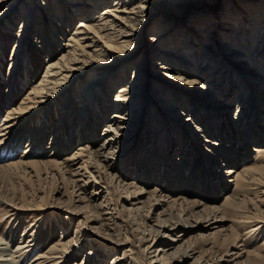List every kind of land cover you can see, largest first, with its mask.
<instances>
[{
	"label": "rangeland",
	"instance_id": "obj_1",
	"mask_svg": "<svg viewBox=\"0 0 264 264\" xmlns=\"http://www.w3.org/2000/svg\"><path fill=\"white\" fill-rule=\"evenodd\" d=\"M74 1L0 3V263L264 264V118L248 127L264 88L218 46L233 38L224 28L240 22L236 57L251 59L249 21H264V0ZM106 7L124 12L113 11L118 18L98 35V51L86 50L91 62L71 73L55 104L7 128L10 111H27L22 102L67 53L78 20L94 23ZM160 29L169 34L154 51ZM180 43L189 44L192 65L172 53ZM204 44L212 70L201 66ZM262 49L250 65L256 74ZM183 74L207 90L180 84ZM137 76L139 91L121 110L129 120H112L118 89ZM95 78L101 87L90 96ZM236 175L241 183L228 182Z\"/></svg>",
	"mask_w": 264,
	"mask_h": 264
},
{
	"label": "bare ground",
	"instance_id": "obj_2",
	"mask_svg": "<svg viewBox=\"0 0 264 264\" xmlns=\"http://www.w3.org/2000/svg\"><path fill=\"white\" fill-rule=\"evenodd\" d=\"M5 1L6 0H0V3L5 2ZM80 5H81L80 1L76 0V1L73 2L72 6L73 7H80ZM113 11H118V12H121V13L124 12V10H122L121 8L118 9V10L116 8H112V10H108V7H106V8H103L102 11H101L102 12L101 15H103V17H98L96 19V22H94V23L89 22L88 24L87 23L83 24L80 20H78V22L76 23V26H77L76 30H74V34L76 36L74 38L72 37L71 39H69L71 42L66 44L65 49H66L67 53L62 55V57H61V59L59 61H52V62L49 63L48 69L46 71V74H44V76H43L44 78L41 80V83L38 86H35V88H33V91L32 92L30 91V93L28 94L27 98H25L26 101L22 102V104H25V105L28 104V106L26 107L27 111L26 112L21 111L22 106L19 107L18 110L10 111V113L12 115H10L11 117L9 118V120L7 119L8 120V122H7L8 123V127L7 128L14 127L17 124H19L26 113L33 112L35 110V108L37 109V107L39 108V107H41L43 105H46V104H55L54 99L57 96L58 97L62 96L63 92H65L64 90L67 89V83H68L69 79L73 77L71 73L73 71L79 69L81 66L86 65V63L88 64V62H91L90 60L88 61L86 59L87 51L88 52H90V51H94V52L96 51L97 52L98 51V49H97L98 44L97 43L100 40L98 35L103 30H106V29L110 28L111 26H113V24H112V23H114L113 21L118 18L116 15H114ZM59 14H61V13L59 12ZM262 15H263V13H262ZM128 17H126L127 18L126 20H124L125 19L124 18V19H122V20H120L118 22L119 23H127L129 21ZM258 17H257V20H253V21L250 20L249 21V25L250 26H251V23L253 24L250 27V29H248V34H251L250 35V40L248 39V41H250V44H251V46H250V49H251V52H250L251 55L250 56L252 57L251 59L246 57L247 59L245 61V60H242L241 58H237L236 57V56H241V51H239L237 48H235V41H236L235 35L239 33V32H236V30H239L241 28V26H239L240 22L239 23L235 22V25H233V26H235V29L232 28L231 26H229L230 27V30H229L228 25L226 26V29L224 28V30H227V31H229L231 33H234L233 38H231L230 41H228L227 39H229V37H226L227 39L226 40L225 39L221 40V42H220V44L218 46H219V49H221V51L225 53L226 56L230 57V61L231 62H234L236 65H240L241 67L242 66L244 67L243 68L244 71L249 75L248 79L251 80V81H254V85H257V87H259V85H260V88L263 89L264 88V85H263L264 75L261 74V73H264V69L261 70L259 74H256V72L250 67V65L252 64L251 63L252 60L254 58L258 59L257 57H259L256 54L258 52V50H260V48L264 49V40H263L264 39V21L258 20ZM58 18H61L60 15H59ZM228 22H230V21H228ZM165 32H166L165 29H160L159 30V33L157 34L158 38H156L153 41L152 50L159 51V49L161 48V44L164 41L163 40L164 36L166 38V36L169 34V33H167L165 35ZM90 35H92V36L90 37ZM209 35H210V33H208V34L203 33V35L201 37H202V39H205ZM94 37H96V38H94ZM209 38L212 39L211 36H209L208 39ZM190 41H192V39H190ZM244 41H245V39H244ZM203 42L206 44L205 41H203ZM246 42H247V38H246ZM205 44L202 45V47L200 48L201 55H203L202 61H203V64H204V65L202 64L201 66H203L202 69L204 68L203 70H205L207 65H209L208 68L212 70L213 66H211V61H213V60L210 59V55H208L206 53V51L203 49V48H206ZM102 45L104 46L103 42H102ZM188 45L189 44L185 45L183 43H180V44H177L174 47L171 46L170 48H174V49H172L174 51L172 53L173 54L176 53L174 56L178 60H181L182 63L184 61L186 64L192 65L193 64V57H191L190 54H188V52H185L187 50L185 49L184 46H188ZM240 46H241V44H240ZM211 49H212V47H209L208 51L210 52ZM217 52H219V50ZM84 59L86 60L85 62L83 61ZM78 65H81V66H78ZM160 68H163V69H166V70H172L169 67H166L165 65L160 66ZM177 69H179V68H177ZM214 73L217 74V72H214ZM251 74L256 75V77L251 76ZM187 77L188 76L183 74L181 76H178L176 78V80L180 84H183L184 86H194L195 88H198V89H201V90H204V91L207 90L205 88L206 87L205 82L203 80H201L200 78L197 77L196 80L195 79L189 80ZM235 79H238V78H235ZM133 80L130 82V84H132V85L126 84V85L121 86L118 89V92L116 94V100H115V103H114V106H113L115 108V111L112 110L113 111V114L111 116V117H113L112 120L117 119V118L121 119V120H124V121L125 120H127V121L129 120V119L121 116V110L123 108L127 107V104H124L125 100H129V101H131V103H133L132 97H129V96L131 95V93L133 91H135L137 89V87H139V80H140L139 76H137L136 78L134 77ZM251 81H249V82L251 83ZM257 81H259V83ZM89 84H90L89 86L92 87L91 88L92 90L90 92V94H91L90 96H94V94H92V91H94L96 88H98V90H99V88L101 87L100 79L99 78L92 79V80H90ZM231 89L228 88V90L224 93V95L228 96V94L231 93ZM85 90H88V88H85L83 90V93H84ZM258 90L261 92V90L259 88H258ZM138 91H139V89H137V92ZM83 93H82V95H83ZM244 93H245V91L241 92V95L244 94ZM158 94H162V93L159 91ZM83 96H89V94L83 95ZM262 97H263V95H262ZM52 98H54V99H52ZM90 99H89V101H90ZM251 99H253V98H251ZM237 100L238 99H236V101ZM256 100H257L258 105L256 107L254 106V108L251 111V117L252 116H254V117H253L252 121L248 122V127H251V126H253L255 124L254 120H255L256 117H257L256 118L257 120H258V118L259 119L264 118V105L261 103V96L260 95H258V97L256 96ZM215 101H217L219 103L221 102V101H219V99L217 97L215 98ZM240 101H241V99H239L238 102H240ZM169 102L163 101V105L165 107H167L169 105L168 104ZM234 103H235V101H234ZM87 105H88V103H87ZM87 105H83L84 108ZM234 105L237 106V110H236V113H235V115H237L236 116V120H241V116L243 115V112L239 111V105L240 104H237V102H236ZM242 105H245V102ZM170 107H171L170 108L171 111L176 112L175 110H177V109H175V107H172V106H170ZM229 107L232 108V106H229ZM162 108H163V106H162ZM226 114H228V113H226ZM28 122H29L28 119L27 120L25 119L21 123L19 128L23 127V129H26L27 126H28ZM116 122H118V121H116ZM262 124H263V126H262V129H263L264 128V121L262 122ZM121 128H123V127H121ZM14 129H15V127H14ZM199 131H201L200 128L198 129V132ZM110 132H111V130H110ZM201 132H203V131H201ZM14 133H15V130H12L10 132V137H12ZM0 136H2V134ZM263 138H264V134H263ZM252 139H253V137H252ZM260 139H262V138H260ZM244 140L242 138H240L238 144L240 146L245 144ZM260 141H262V140H260ZM212 144H214L215 147H225V148H229L230 147L229 145L219 144L217 142L212 143ZM245 147H246V144L244 145L243 148H245ZM209 152H211V151H209ZM245 152H247V151H245ZM212 154H213V156H212L213 158L211 159L212 161L220 162L222 160V157L217 155L216 152L215 153L212 152ZM190 155H191V158H192L193 155L191 154V152H190ZM104 157H105L104 160L106 162L112 161V159H114V157H112L111 155H106L105 154ZM215 157H217V159ZM237 157L235 158L236 160L238 159ZM236 160H234V161L237 162ZM32 162H35V161H28V163H32ZM16 163L17 162H13V163H11V165L12 164H16ZM54 164L57 166L58 162H54ZM59 164H61V163H59ZM255 168H257V167H255ZM182 169L185 170V166L184 165L182 166ZM251 170H254V168L253 169L250 168L249 170H246L245 172L251 171ZM235 172L236 171L233 170V169L230 170V171H227V173L231 174V175H233ZM239 177L241 178V175H236V177L234 179L229 178L228 182L229 181H231V182L234 181L235 182L236 178H238L239 182L241 183L243 180L240 179ZM0 264H3V263H0Z\"/></svg>",
	"mask_w": 264,
	"mask_h": 264
}]
</instances>
